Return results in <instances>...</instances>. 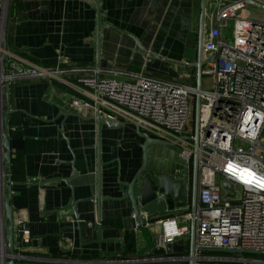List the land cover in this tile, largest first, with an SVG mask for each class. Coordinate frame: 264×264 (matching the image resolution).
Here are the masks:
<instances>
[{"label":"crops","instance_id":"obj_1","mask_svg":"<svg viewBox=\"0 0 264 264\" xmlns=\"http://www.w3.org/2000/svg\"><path fill=\"white\" fill-rule=\"evenodd\" d=\"M211 3L206 0L205 30L214 23ZM12 12L6 31L13 54L9 72L25 67L24 61L53 69L95 68L99 33L101 69L121 70L119 77L141 74L195 86L199 0H20ZM81 75L21 77L9 84V118L15 114L17 120L11 156L20 154L24 180L12 181L13 253L3 235L8 259L19 264H188V240L182 241L181 252L156 254L153 236L159 223L136 226L127 185L141 167L145 136L131 123L102 119L98 124L92 108L72 107L70 96H83L62 80L75 83ZM2 88L0 220L7 194ZM147 156L149 170L190 183L174 144L151 145ZM188 212L190 201L159 219ZM19 222L24 231H18ZM128 230L135 235L133 252H125Z\"/></svg>","mask_w":264,"mask_h":264},{"label":"built area","instance_id":"obj_2","mask_svg":"<svg viewBox=\"0 0 264 264\" xmlns=\"http://www.w3.org/2000/svg\"><path fill=\"white\" fill-rule=\"evenodd\" d=\"M210 1L215 2L214 23L204 33L199 91L192 84L141 74L119 77L121 70L99 66L53 69L24 61L25 67L12 72L8 68L4 74L5 61L10 64L13 57L2 45L4 39L0 42V89L21 77L83 73L75 83L62 80L83 96H70L71 106L90 107L105 121L131 123L143 135L173 143L185 161L183 177L187 181L194 154L190 113L199 93L195 263L249 264L253 261L246 257L202 254L200 249L264 252V21L242 16L243 10L253 7L248 0ZM253 1L264 4V0ZM230 27L229 36L225 32ZM204 76L212 78L209 88L203 86ZM223 182L231 188H224ZM191 217L188 212L156 220L160 231L153 236L155 245L164 248L177 240H188ZM18 231H24L21 222ZM4 245L0 220V264H4Z\"/></svg>","mask_w":264,"mask_h":264},{"label":"water","instance_id":"obj_3","mask_svg":"<svg viewBox=\"0 0 264 264\" xmlns=\"http://www.w3.org/2000/svg\"><path fill=\"white\" fill-rule=\"evenodd\" d=\"M200 1V15H199V25L197 31V59L195 62V88L199 91L202 87V68L204 66L203 61V38L205 33L204 27V16L206 10V0ZM99 2V0H97ZM8 0L2 1L0 5V27L2 32L8 31L7 23V13H8ZM248 4L263 8L264 4L259 2L248 0ZM100 23L99 17V4H97V24ZM0 28V30H1ZM98 33V30H97ZM100 59V48H99V33L97 34V46H96V64L99 66ZM4 66L6 70L9 68V64L5 61ZM7 72V71H6ZM5 117L2 122V148L4 150L2 157L4 159L3 172L7 173L6 178V188L7 194L2 200V224L3 235L7 240V248L9 252L13 253L14 247V232H13V209L10 204L11 202V191H12V178L11 172V144H10V99H9V84L5 87ZM201 98L200 94L196 93L194 96V109H193V144H194V154L192 157V171H191V181L187 183L186 181H177L172 175L167 174H157L147 168L148 156L147 148L151 145L158 146H173V143L158 140L155 138L145 136V140L142 143V164L139 170L134 175L133 179L127 185V196L132 204L134 218L136 221V226L138 228L143 227L147 222H155L157 219L162 217L163 213L167 211H173V213L180 210L182 207L188 205L189 201L191 204V220H190V234L188 239V250L187 259L188 264H196L195 256V220L194 213L197 205V188H198V145L201 134ZM96 119L101 122V117L97 114ZM143 135V134H142ZM222 186L224 188H231V185L223 182ZM183 245L182 241H175L171 244L166 245L164 248L155 246L153 252L156 254H163L171 249L182 251ZM201 252H216L226 256H236L238 258L244 257L245 254L251 255H264L262 251H252V250H237V249H225V248H201ZM4 264H19L16 260L7 257V253L4 251Z\"/></svg>","mask_w":264,"mask_h":264},{"label":"trees","instance_id":"obj_4","mask_svg":"<svg viewBox=\"0 0 264 264\" xmlns=\"http://www.w3.org/2000/svg\"><path fill=\"white\" fill-rule=\"evenodd\" d=\"M20 0H10V5L8 7V18L13 17V7L17 6L19 4ZM18 3V4H17ZM192 109V115H193V109H194V104L191 106ZM10 127H11V132H10V139L13 140L15 136V130H12V128L17 127V120L15 117V114H12V118L10 121ZM189 130H193V124L190 126ZM11 178L13 182H20L24 180V172H23V167H22V161H21V156L20 154H17L16 152H12L11 156ZM116 224V223H115ZM125 252H133L134 247H135V235L133 231H126L125 233ZM204 254H210V255H222L220 253L216 252H204ZM244 257L246 258H254L256 255H251V254H245ZM233 264H239V263H233Z\"/></svg>","mask_w":264,"mask_h":264},{"label":"rangeland","instance_id":"obj_5","mask_svg":"<svg viewBox=\"0 0 264 264\" xmlns=\"http://www.w3.org/2000/svg\"><path fill=\"white\" fill-rule=\"evenodd\" d=\"M9 2H10V0H9ZM214 6H215V2L214 3L212 2L210 4L209 9L210 10H214L215 9ZM242 16L245 17V18H250V19H254V20H263L264 21V9L253 6L249 10H246V9L243 10L242 11ZM225 33H227L230 36L231 27ZM0 34H2V33H0ZM6 34H7V32L5 30L4 31V34H2V36L0 37V42L4 39L3 40L4 43H2L3 46H4V44L7 46V43L9 42L6 39ZM211 85H212V78L210 76H204V87L209 88ZM192 124H193V115H192V109H191V113H190V126ZM233 257L234 258H237L236 256H233ZM248 259H250V260L253 261V262H251L249 264H264V255H256V257H254V258H248Z\"/></svg>","mask_w":264,"mask_h":264},{"label":"bare ground","instance_id":"obj_6","mask_svg":"<svg viewBox=\"0 0 264 264\" xmlns=\"http://www.w3.org/2000/svg\"><path fill=\"white\" fill-rule=\"evenodd\" d=\"M0 33H2V34H3V32H2V28H1V30H0ZM2 34H0V37L2 36Z\"/></svg>","mask_w":264,"mask_h":264}]
</instances>
